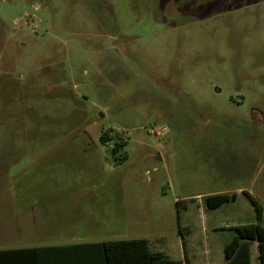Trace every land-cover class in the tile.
I'll list each match as a JSON object with an SVG mask.
<instances>
[{
  "label": "rangeland",
  "instance_id": "1",
  "mask_svg": "<svg viewBox=\"0 0 264 264\" xmlns=\"http://www.w3.org/2000/svg\"><path fill=\"white\" fill-rule=\"evenodd\" d=\"M246 193L264 206V0H0V249L147 239L207 264L255 222Z\"/></svg>",
  "mask_w": 264,
  "mask_h": 264
},
{
  "label": "trees",
  "instance_id": "2",
  "mask_svg": "<svg viewBox=\"0 0 264 264\" xmlns=\"http://www.w3.org/2000/svg\"><path fill=\"white\" fill-rule=\"evenodd\" d=\"M108 131L103 132L102 141L111 142ZM126 141L113 140L111 150L118 152ZM122 159H124L122 157ZM256 211V220L235 226L234 236L225 245V255L229 264H249V243L257 242L260 264H264V206L250 193H246ZM236 194H218L206 197L209 209H217L223 204L234 202ZM187 200L177 201L179 232L184 250L188 226H182L180 218L187 208ZM0 264H174L163 252L153 251L147 239L115 240L92 244H70L0 249Z\"/></svg>",
  "mask_w": 264,
  "mask_h": 264
},
{
  "label": "crops",
  "instance_id": "3",
  "mask_svg": "<svg viewBox=\"0 0 264 264\" xmlns=\"http://www.w3.org/2000/svg\"><path fill=\"white\" fill-rule=\"evenodd\" d=\"M218 194H231V193H227V192H220V193H214V194H209V195H207V196H212V195H218ZM233 194H236L237 195V198H236V200L234 201V202H236L241 196H242V193L240 194L239 192H235V193H233ZM206 196V197H207ZM205 197V198H206ZM199 198V197H198ZM227 204V203H226ZM225 204H223L221 207H223ZM198 206H199V209H201L200 208V206H201V204L199 203L198 204ZM221 207H219V208H221ZM36 212V209H32V212L31 213H33L32 215H33V222H32V226L33 227H35L36 226V223H37V221H38V219H36L35 218V216H34V213ZM245 224V223H244ZM238 225H242V224H240V223H233V224H231L230 226H227L228 228H227V230L226 231H224V233H222L220 236L221 237H223L222 239H221V246H220V248H221V252H222V258L220 259L219 257H214V258H212L211 260H210V262L209 263H207V264H229L228 263V261H227V259H226V255H225V245L228 243V242H230L231 241V239L233 238V236H234V230H233V228L235 227V226H238ZM229 229V230H228ZM207 229H204V231H206ZM225 232H226V238H225ZM182 238V237H181ZM103 242H105V241H103ZM92 243H100L99 241H81V242H53V243H51V244H46V245H48V246H54V245H70V244H92ZM249 264H260V259H259V246H258V243L257 242H251V243H249ZM184 257H185V255H184ZM186 258V257H185ZM187 259V258H186ZM172 260V259H171ZM172 261H174V263L175 262H179V260H172ZM180 261H182L181 260V258H180Z\"/></svg>",
  "mask_w": 264,
  "mask_h": 264
}]
</instances>
